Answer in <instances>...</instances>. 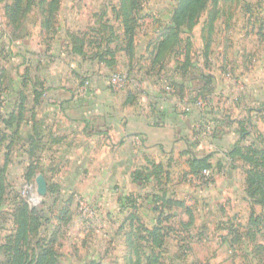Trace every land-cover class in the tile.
<instances>
[{
  "label": "crops",
  "instance_id": "crops-1",
  "mask_svg": "<svg viewBox=\"0 0 264 264\" xmlns=\"http://www.w3.org/2000/svg\"><path fill=\"white\" fill-rule=\"evenodd\" d=\"M6 1L0 0V190L29 184L36 196L44 184L43 196L59 190L63 201H80L94 210V219L77 221L81 228L75 240L85 246L60 249L59 263L126 264L123 260L134 256L130 236L139 228L156 227L159 240L174 241L172 248H155L169 257L168 264H194L180 263L176 256L196 261L195 219L223 217L227 230L220 235L221 248L210 251L215 260L206 264H242L247 254L258 255L264 264V233L250 223L251 217L264 216V204L244 193L245 167L230 154L236 143L251 141L250 127L264 111L256 77L245 81L247 74L259 76L264 52L247 57L235 36L232 52L227 45L220 51L202 15L190 31L180 32L178 47L153 63L150 51L170 21L172 3L156 10L141 4L131 50L116 16V0L106 5L112 22L105 37L89 34L91 25L97 30L98 18L78 29L67 24L49 39L16 37L4 14ZM94 2L93 13L107 8L106 0ZM149 12L152 23L143 17ZM244 19L246 24L242 14ZM253 21L250 30H260V18L255 15ZM220 23L218 15L215 27ZM250 59L258 61L248 73ZM113 74L127 75L129 82L116 85ZM168 82L175 86L172 95L165 91ZM234 111L240 117H232ZM8 113L14 114L9 122ZM243 128L248 133L241 134ZM16 142L28 149L15 148ZM204 156L213 173L210 185L191 171L190 160ZM235 181L242 186L238 193ZM236 218L239 230L232 233L228 228ZM1 235L0 245L5 242ZM182 241H189V248ZM4 255L0 249V264H7ZM218 256L225 262H217Z\"/></svg>",
  "mask_w": 264,
  "mask_h": 264
},
{
  "label": "rangeland",
  "instance_id": "rangeland-1",
  "mask_svg": "<svg viewBox=\"0 0 264 264\" xmlns=\"http://www.w3.org/2000/svg\"><path fill=\"white\" fill-rule=\"evenodd\" d=\"M50 0H24L22 3V10L20 11L21 14V24L18 25L13 31L16 37H30L32 40L37 39H49L55 35L57 30L59 31L63 27L65 28L67 24L70 26H73L74 28L78 29V26L82 24V22L88 23V21H94L96 18L97 20V30H95V26L91 25L89 29V34L91 35L92 32H96L97 35L102 36L105 34H109L107 31L108 25L111 20V16H109V9L107 3L108 2H115V0H106L104 5L107 8H101L100 11L94 12L95 3L94 0H56L55 3V9L50 12V14L47 12L46 4L48 5V2ZM118 1V2H117ZM137 1V0H135ZM140 4H144L145 7L149 9L156 10L158 7H165L169 6L172 3V6L174 7V4L176 0H146L145 3H143L142 0H139ZM11 0H7L6 3H10ZM120 0H116V3L119 4ZM206 6L210 7V9H218V15H220L221 23L220 25L215 27V24L213 26V29L210 33L213 32L214 34V44L217 47H220L221 51V45H227L229 48V52H232L233 46V37L235 36V41L237 40L238 48H241V45H243V48H245L247 51H245L246 55H249L247 57H251L252 53H258L259 51L264 52V38L262 41L258 39L259 33L261 35H264V27H262L260 30L255 29L251 27L254 24L253 16H257L258 18H264V0H207ZM108 9V10H107ZM209 9V11H210ZM70 11H74L76 15L72 16L70 14ZM69 12V14H68ZM97 12V13H96ZM79 13V15H78ZM242 14L247 17L246 24L245 19L242 20ZM98 15V17H96ZM149 15V16H148ZM206 15V12L203 14ZM114 16V15H113ZM147 18L148 23L153 22V17L149 13H146L143 15V17ZM3 15L0 13V21H2ZM6 17V15H5ZM4 18V17H3ZM7 19V17H6ZM139 19V18H138ZM137 19V21H138ZM203 19V18H201ZM215 22V21H214ZM257 22V20H256ZM1 24V23H0ZM259 25V24H258ZM257 25V27H258ZM209 33V32H208ZM209 33V34H210ZM234 33V35H233ZM212 34V35H213ZM210 34V37H212ZM76 38V37H74ZM78 38V37H77ZM229 40L230 44H229ZM258 60L250 59L248 62V66L246 67L247 72L250 73L253 71L254 67L256 66V62ZM259 69V76H253L252 74L245 75V81L247 83H252L254 78L255 82L258 85L260 93H262L261 100L262 104H264V67L261 66L257 68ZM261 69V70H260ZM257 72V71H256ZM117 75V74H113ZM244 80V79H243ZM246 83L242 80L240 81V89L245 88ZM259 93V92H258ZM4 96H2L3 101ZM252 99L251 97H249ZM250 104L252 103V100L248 101ZM261 104V105H262ZM254 105H258L257 101ZM241 112L238 114L234 111L231 113L232 117H240ZM264 111H262L257 121L256 125H253L251 128V132L253 133V138L251 137L250 140L254 139L258 141L260 138L256 137V134L258 132L264 133ZM249 128V127H248ZM206 130V129H205ZM27 129H25L26 133ZM207 131H205V134ZM211 132V130H210ZM28 133V132H27ZM249 142V139L246 143ZM15 148H22L28 149V146H24L23 144L20 145L18 142L15 143ZM21 150V149H20ZM237 161L239 164H242L245 169L247 167H250V163L246 162L245 160L241 159L238 155L236 156ZM39 165H40V159ZM43 161V159H41ZM252 166V165H251ZM41 169H43L40 166ZM53 175V173H52ZM246 178V177H245ZM214 181V178H213ZM212 181V182H213ZM212 182L210 184H212ZM208 184V185H210ZM236 185V186H235ZM234 186L236 187V192L241 191V185L238 183V181L234 182ZM243 191L249 198V195L247 194L246 189V183L244 180V186ZM33 194V192H32ZM250 201H252L249 198ZM27 203L28 207L32 210L30 213V216H28V226L27 230L29 232V244L30 247L32 246L33 249L39 250V248L42 245H45L48 247H53V249L57 252L62 248L65 249H71L73 248L74 244L78 243V246H85V244H81L80 241H76L75 239L78 237L76 232L77 229L81 228L78 226L79 223H77L78 219L79 222H83V218L87 217L88 220L94 219L93 218V206L88 205L87 208H85L83 205L85 203H82L80 205V201H63L61 198V192L59 190H53L52 195L43 196L41 192L38 190L37 195H31V191L29 189V184H23L19 189H8V190H1L0 191V233H2L1 237L2 239L5 238L7 235L11 234L14 230L17 231L18 228L21 227L20 221H22L23 216L21 212V204ZM81 206V207H80ZM64 211V212H63ZM262 213L263 210L260 211ZM262 217V221L259 222L258 229L256 231L264 233V216L260 215ZM239 217V216H238ZM260 217V218H261ZM210 218V217H209ZM225 218L221 217V219L217 222L213 221H207L205 222L203 219L200 220V217H197L195 219L196 223L198 224V230L195 231L196 234V247L194 248V259L196 261H189V258L187 256H176V260L180 263H194V264H206L208 262H211L215 260V257L211 259L209 257V253L212 249L221 248L220 246V235L222 236V231L227 230L226 227H223L225 222ZM228 224L232 221H227ZM188 226L184 227L187 228ZM246 227V226H245ZM220 230V233H219ZM229 231H232L234 233L236 230H239V225L237 224V218L235 219L234 224L231 225L230 228H228ZM9 231H11L9 233ZM184 231V230H182ZM8 232V233H7ZM6 235V236H5ZM198 235V236H197ZM253 241V240H252ZM166 242V243H165ZM182 246L189 248V241H182ZM174 241H171L169 238L167 241H162L160 248H172ZM253 244L258 243L257 240L254 239L252 242ZM95 243L91 242L89 246H93ZM140 251H144L145 253L148 249H150L151 244L147 241H140ZM113 246V245H111ZM120 247L121 245H115L114 247ZM183 248L180 250L183 253ZM254 251V250H249ZM144 254H140L139 263H144ZM197 257V258H196ZM133 258L132 261L130 259ZM127 260H123L126 264H135L137 257H129ZM135 258V260H134ZM172 258V257H171ZM224 258H226L224 256ZM261 257L258 255H249L247 254L245 257H243L242 264H259ZM216 261L219 263L225 262L222 259V256H218L216 258ZM51 264H60L59 263V257L56 256L55 262L50 259ZM159 262L160 264H168L169 263V257L167 255H161L159 256ZM123 263V262H122Z\"/></svg>",
  "mask_w": 264,
  "mask_h": 264
},
{
  "label": "trees",
  "instance_id": "trees-1",
  "mask_svg": "<svg viewBox=\"0 0 264 264\" xmlns=\"http://www.w3.org/2000/svg\"><path fill=\"white\" fill-rule=\"evenodd\" d=\"M23 1L24 0H11L10 3L4 6V14L13 29L21 24L20 11L22 10L21 6ZM206 1L207 0H176L170 21L159 34L161 39L158 38V40L153 43L152 50L150 51V54H154L152 59L153 63H159L160 60L164 58L165 53L178 47L180 42V32L184 29L190 31L205 12V28L207 29L208 37L210 36L214 21L218 16L219 8L217 10L215 8L213 10L210 9V7L205 5ZM55 3L56 0H50L48 5L46 4V9L49 14L55 9ZM140 9L141 4L139 0H120L119 8L116 11V16L121 19V23L124 27V34L128 39L126 47L128 50L133 48V37ZM260 21L261 29L264 27V18H260ZM187 44L188 43L183 47V49H186V54H188L189 51V46ZM168 84L174 88L175 93L173 82H168ZM3 93L4 87L0 81V106ZM8 118L7 121L9 122L10 119L14 118V114L8 113ZM241 130V134L247 132L246 128ZM256 137L260 138L259 143L254 139L248 144L242 146L236 143L230 154L235 156L238 155L241 159L250 163V167L245 169L246 192L252 201L264 204V133L258 132ZM208 158L209 156L192 158L190 160L191 171L197 174L202 169L209 168L210 164ZM31 211L32 210L28 207L27 203L21 204V212L23 216L22 221L19 222L21 227L18 228L17 231L14 230L11 234L7 235L5 237V242L0 245V249H2L5 254L4 256L7 264H51L50 259L55 262L57 253L53 247L47 248L45 245H42L39 250L33 249L32 246L30 247L27 222ZM260 217L261 216H257L253 220L251 217L250 223L253 225V228L256 229L259 222L262 221V217ZM157 230L158 228L156 227L151 230L139 228L130 236L128 244L129 248H133L134 256L137 257L135 264H140V241H147L151 244L150 252L143 256L144 263L141 264H160V254L155 248L156 246L159 247L162 241L161 239H158ZM142 232H145V234ZM132 260L133 258L130 259V261Z\"/></svg>",
  "mask_w": 264,
  "mask_h": 264
},
{
  "label": "built area",
  "instance_id": "built-area-1",
  "mask_svg": "<svg viewBox=\"0 0 264 264\" xmlns=\"http://www.w3.org/2000/svg\"><path fill=\"white\" fill-rule=\"evenodd\" d=\"M111 81L116 85H124L129 82V78L127 77V75L117 74V75L111 76ZM134 84H135V87H139L140 85L139 79L135 80ZM165 91L167 94L172 95L174 93V88L171 85L167 84L165 86ZM194 177H196V179L203 184H210L213 181V173L208 168L202 169L199 173L195 174Z\"/></svg>",
  "mask_w": 264,
  "mask_h": 264
},
{
  "label": "water",
  "instance_id": "water-1",
  "mask_svg": "<svg viewBox=\"0 0 264 264\" xmlns=\"http://www.w3.org/2000/svg\"><path fill=\"white\" fill-rule=\"evenodd\" d=\"M39 191H40L41 193H45V185H44V184L41 185Z\"/></svg>",
  "mask_w": 264,
  "mask_h": 264
}]
</instances>
